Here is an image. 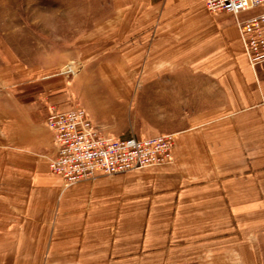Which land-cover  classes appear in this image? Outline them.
I'll use <instances>...</instances> for the list:
<instances>
[{
  "label": "crops",
  "instance_id": "obj_1",
  "mask_svg": "<svg viewBox=\"0 0 264 264\" xmlns=\"http://www.w3.org/2000/svg\"><path fill=\"white\" fill-rule=\"evenodd\" d=\"M145 2L126 63L139 83L168 84L162 98L186 97L169 106L186 118L132 137L175 135L172 161L66 186L46 121L67 109L0 104V264H264V66L236 24L264 7L236 18L201 0ZM102 77L116 96L135 79Z\"/></svg>",
  "mask_w": 264,
  "mask_h": 264
},
{
  "label": "rangeland",
  "instance_id": "obj_2",
  "mask_svg": "<svg viewBox=\"0 0 264 264\" xmlns=\"http://www.w3.org/2000/svg\"><path fill=\"white\" fill-rule=\"evenodd\" d=\"M145 11V0H0V104L83 107L113 138L171 133L186 115L169 106L186 97L162 98L168 84L139 83V67L126 63L138 57ZM104 74L135 79L115 83L116 96Z\"/></svg>",
  "mask_w": 264,
  "mask_h": 264
},
{
  "label": "built area",
  "instance_id": "obj_3",
  "mask_svg": "<svg viewBox=\"0 0 264 264\" xmlns=\"http://www.w3.org/2000/svg\"><path fill=\"white\" fill-rule=\"evenodd\" d=\"M210 13H242L264 7V0H201ZM250 65L264 66V13L246 21H236ZM72 72V69H69ZM46 127L53 136L56 154L48 162L49 170L61 176L66 186L97 176L127 174L172 161L175 135L152 138H113L103 135L86 109L50 111Z\"/></svg>",
  "mask_w": 264,
  "mask_h": 264
}]
</instances>
